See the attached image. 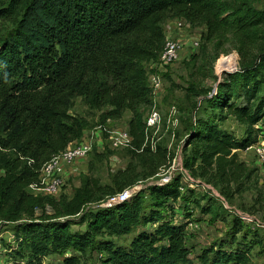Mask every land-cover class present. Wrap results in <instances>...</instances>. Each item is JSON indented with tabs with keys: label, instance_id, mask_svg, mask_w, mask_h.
I'll return each instance as SVG.
<instances>
[{
	"label": "trees",
	"instance_id": "1",
	"mask_svg": "<svg viewBox=\"0 0 264 264\" xmlns=\"http://www.w3.org/2000/svg\"><path fill=\"white\" fill-rule=\"evenodd\" d=\"M226 1L0 0V21L16 25L6 35L0 31V206L31 200L29 185L39 181L42 166L81 137L86 120L70 112L75 97L98 111L101 125L129 111L130 158L148 153L144 125L137 119L139 108L150 103L142 63L164 47L162 22L171 16L204 25L211 38L221 30ZM258 23L264 24V11L249 17L248 24ZM229 81L210 106L234 118L243 133L238 138L218 128L213 117L197 118L186 142L185 166L211 174L232 197L250 177L236 151L256 142V125L264 118V48ZM135 172L129 164L115 174L112 196L134 184ZM148 193V211L134 195L95 214L91 223H96L92 232L97 239L88 231L69 230L68 222H24L10 252L23 264H43L49 253L61 255L60 264H81L88 248L98 253L101 264H250L237 219L227 237L192 254L186 242L190 215L173 209L186 197L180 194L179 177L150 185ZM80 211L75 196L67 212ZM139 222L143 227L136 230ZM131 233L127 244L111 239ZM258 243L264 247V240Z\"/></svg>",
	"mask_w": 264,
	"mask_h": 264
},
{
	"label": "rangeland",
	"instance_id": "2",
	"mask_svg": "<svg viewBox=\"0 0 264 264\" xmlns=\"http://www.w3.org/2000/svg\"><path fill=\"white\" fill-rule=\"evenodd\" d=\"M226 4L221 30L211 38H206L204 25H190L171 16L162 22L165 41L176 42L178 54L169 63L161 62L158 56L142 63L148 79L155 76L159 82L154 93L147 79L150 103L137 111V119L144 125L148 153L131 159L125 143L115 144L109 139L112 132H128L129 111L120 119L101 125L98 111L82 97L72 100L70 112L86 120L85 131L73 143L91 140V150L85 157L66 164L65 175L55 192H33L31 200L21 206H0V264H23L10 250L15 248L19 224L24 222H68L69 230L88 231L91 239H97L98 234L92 232L96 223L92 224L91 219L117 191L113 184L115 174L129 164L135 167V182L125 189L130 190L129 197L137 196L145 211L152 203L148 187L179 177L180 194L186 197H180L173 209L178 215H190L186 242L192 254L227 237L233 220L237 219L243 225L241 243L249 250L250 264H264V247L258 243L264 240V166L257 154L259 148H264V118L256 125V142L236 151L250 170V177L242 181L241 192L228 197L223 184L216 183L211 174L201 175L195 166H185L189 150L186 142L197 118L213 117L218 128L233 132L238 138L244 130L234 118L225 113L220 115L218 109L211 107L210 99L219 93L220 87L230 84V74L251 64L264 48V24H248L251 15L264 11V0H227ZM15 28L14 21H0L1 35ZM239 82L238 78L234 86ZM152 109L159 113V120L145 129V120ZM75 196L81 203V211L69 214L68 204ZM135 227L140 229L143 224L139 222ZM133 234L111 239L115 244H127ZM239 238L241 233L237 234ZM60 260L61 255L49 253L43 264H60ZM81 264H101L98 253L88 248Z\"/></svg>",
	"mask_w": 264,
	"mask_h": 264
},
{
	"label": "built area",
	"instance_id": "3",
	"mask_svg": "<svg viewBox=\"0 0 264 264\" xmlns=\"http://www.w3.org/2000/svg\"><path fill=\"white\" fill-rule=\"evenodd\" d=\"M178 45L173 41H165L164 47L160 52L158 58L161 62L169 63L176 59L178 54ZM226 64L228 62H225ZM148 80L151 82V89L155 93L159 82L157 77L151 76ZM159 120V113L152 109L145 120V129L154 126ZM110 140H114L115 144L125 143L128 147L130 146L131 137L128 132H112L109 135ZM92 141L91 140H81L78 143H71L63 151L57 153L52 159L46 162L39 173V181L35 184H30L29 189L31 192L44 191L45 193L55 192L59 188L63 177L65 175V166L69 161L73 159L85 157L91 150ZM258 158L264 166V148L261 147L257 150ZM170 179V178H169ZM168 180V179H167ZM165 180V181H167ZM162 181V182H165ZM130 190L124 189L121 192L110 196L106 199L104 206L110 207L118 202H122L129 198ZM190 222L187 225L189 226ZM18 264V263H15Z\"/></svg>",
	"mask_w": 264,
	"mask_h": 264
}]
</instances>
